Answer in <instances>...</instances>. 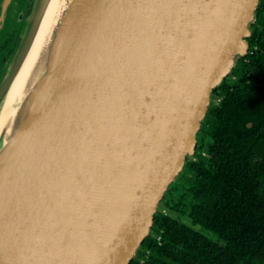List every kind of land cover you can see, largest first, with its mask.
<instances>
[{"label":"water","instance_id":"water-1","mask_svg":"<svg viewBox=\"0 0 264 264\" xmlns=\"http://www.w3.org/2000/svg\"><path fill=\"white\" fill-rule=\"evenodd\" d=\"M260 3L33 1L0 78V264L136 259Z\"/></svg>","mask_w":264,"mask_h":264},{"label":"trees","instance_id":"trees-1","mask_svg":"<svg viewBox=\"0 0 264 264\" xmlns=\"http://www.w3.org/2000/svg\"><path fill=\"white\" fill-rule=\"evenodd\" d=\"M245 43L249 50L247 61L241 58L236 66L240 83L232 85L225 80L212 92L206 114L215 127L209 156L200 159L198 164L188 162L186 166L195 176L204 177L200 192L196 190L194 195L202 198L208 217L199 220L220 236L232 239L230 245L264 243V232L260 240L254 230L262 228L264 231V220L242 217L247 211L240 206L246 204L238 202V194L233 189L235 185L243 186L247 179L239 176L242 167L260 163L261 153L257 149L264 148V0H261L251 36ZM246 123H252V129L247 130ZM160 230L163 231L160 243L147 238L130 264H249L253 260L250 250L216 247L158 212L151 231Z\"/></svg>","mask_w":264,"mask_h":264},{"label":"flooded vegetation","instance_id":"flooded-vegetation-1","mask_svg":"<svg viewBox=\"0 0 264 264\" xmlns=\"http://www.w3.org/2000/svg\"><path fill=\"white\" fill-rule=\"evenodd\" d=\"M6 0H0V15L2 12L3 5ZM34 0H11L7 5V13H6V26L4 28H0V78L4 68L7 66L16 41L18 39L16 26L18 22V18L22 14H28L31 5ZM251 36V35H250ZM249 36V37H250ZM247 37V38H249ZM245 52L242 57L244 62H246V57L249 53L248 45L245 43L244 46ZM238 63V61H237ZM237 66V64H236ZM235 66L233 72L230 76L226 78L228 84H236V82L240 83L239 78V71L238 68ZM213 120L207 116L204 119V122L198 131L195 141H194V148L187 156V165L188 162H192L193 164H198L200 159L206 158L209 156V149L214 144V139L212 136V132L214 131L215 127ZM245 127L247 130L252 129V123H246ZM258 134V133H257ZM256 134V135H257ZM252 151V150H249ZM248 151V152H249ZM257 152L261 153L260 163L257 165L249 164L248 166H243V170L241 171V177H245L247 180L243 182V186L240 185L234 186V192L238 194L236 199L238 202L245 203L246 206H240L244 212L241 214L242 217H248L253 220H264V148L257 149ZM186 175L184 182H185V191L180 196V201L178 202L179 212H181L186 219L187 222H183L180 219L172 218L171 216L167 215L166 213H162L165 217L175 220L181 227L188 229L196 234L201 235L202 237L206 238L211 244L215 245L219 248L224 249H231L232 246L242 248L245 250H250V256L253 259L249 262V264H264V243H234L231 244V240L226 239V237H222L216 233L215 230L212 228L206 227L199 218H206L208 217V213L206 212L207 207L205 203L202 202V198L200 196H195L194 191L196 190L200 192V185L204 182V177L200 174L196 176L194 173L188 169L185 171ZM183 175V172L180 176ZM182 178V177H180ZM203 179V180H202ZM170 187V186H169ZM235 199V198H234ZM196 211L194 212V209ZM154 226V224H153ZM152 226V229H153ZM151 229V230H152ZM255 231L259 234V239L261 240V233H263L262 228H254ZM163 231H150L147 238H152L155 242L160 243L161 235ZM144 240V242H145ZM238 244V245H237ZM254 249V250H252ZM245 264V263H243Z\"/></svg>","mask_w":264,"mask_h":264},{"label":"rangeland","instance_id":"rangeland-1","mask_svg":"<svg viewBox=\"0 0 264 264\" xmlns=\"http://www.w3.org/2000/svg\"><path fill=\"white\" fill-rule=\"evenodd\" d=\"M185 171L186 169L183 171V175L179 176L176 182L170 185L161 201V205L159 206V210H161V213H166L172 218L180 219L183 222H187L188 220L181 212H179L178 202L180 201V196L185 191Z\"/></svg>","mask_w":264,"mask_h":264}]
</instances>
